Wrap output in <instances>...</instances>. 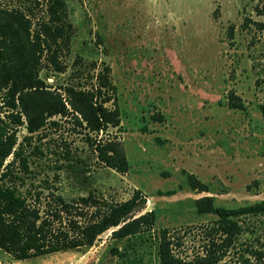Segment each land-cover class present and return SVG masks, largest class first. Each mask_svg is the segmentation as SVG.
Listing matches in <instances>:
<instances>
[{"label": "rangeland", "instance_id": "rangeland-1", "mask_svg": "<svg viewBox=\"0 0 264 264\" xmlns=\"http://www.w3.org/2000/svg\"><path fill=\"white\" fill-rule=\"evenodd\" d=\"M64 1L70 38L57 53L62 68L42 57L38 76L62 92L64 85L90 87L107 68L115 89L105 106L115 103L119 122L88 135L117 142L127 170L100 163L69 114L31 134L24 119L14 126L0 88V121L14 129L32 169L25 185L45 180V192L66 199L93 193L111 202L138 190L133 213L153 210L154 223L128 240L112 237L111 228L89 246L21 260L0 249V264H158L156 236L164 227L176 229L182 244L174 251L188 260L202 245L199 223L214 218L196 211V198L208 195L224 208L264 201V0ZM229 92L242 109L228 106ZM156 112L160 120L149 118ZM188 173L206 191L191 189ZM250 229L217 264H243L249 245L262 253L248 264H264V221ZM114 247L124 256L113 255Z\"/></svg>", "mask_w": 264, "mask_h": 264}, {"label": "trees", "instance_id": "trees-1", "mask_svg": "<svg viewBox=\"0 0 264 264\" xmlns=\"http://www.w3.org/2000/svg\"><path fill=\"white\" fill-rule=\"evenodd\" d=\"M41 10V15L39 12ZM70 23L67 21L64 0H0V88L10 109L11 124L23 122L28 134L41 130L46 124L56 126L53 116H72L84 132L85 141L93 146L96 159L116 172L127 170V161L117 142L92 139L88 131H102L119 122L118 109L105 103L114 100V86L105 67L94 76L90 87L64 85L62 92L50 89L38 76L41 58L55 70L62 67L57 61L60 45L69 42ZM64 94L65 97H61ZM64 98V99H63ZM228 106L243 108L239 98L229 92ZM264 129V100L258 103ZM149 118L160 120L159 113ZM0 121V249L14 259H26L47 253L91 245L97 237L112 229V237L138 235L152 230L153 210L133 213L140 192L130 198L111 202L87 193L66 199L48 190V183L25 185L32 169L22 154L20 143L15 146L14 129L6 130ZM27 136L25 135L24 138ZM10 158L8 159V157ZM191 189L206 191V185L192 173L187 174ZM27 186V187H26ZM32 190V191H31ZM172 193V192H169ZM141 202L143 198L139 197ZM198 213H212L214 218L200 222L204 237L199 251L186 260L174 251L182 244L176 229L161 228L157 233L158 264H217L223 259L244 230L251 231L254 221H264V201L234 208L214 207L211 197L204 195L194 201ZM175 235V236H174ZM248 257L258 260L256 247L244 249ZM116 256H124L116 247Z\"/></svg>", "mask_w": 264, "mask_h": 264}]
</instances>
